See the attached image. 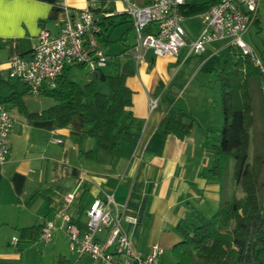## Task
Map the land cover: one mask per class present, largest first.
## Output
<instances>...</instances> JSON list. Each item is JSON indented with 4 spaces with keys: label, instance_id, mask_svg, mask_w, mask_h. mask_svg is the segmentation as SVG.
<instances>
[{
    "label": "crops",
    "instance_id": "1",
    "mask_svg": "<svg viewBox=\"0 0 264 264\" xmlns=\"http://www.w3.org/2000/svg\"><path fill=\"white\" fill-rule=\"evenodd\" d=\"M91 1L102 5L100 0H68L66 11L59 0H5L0 9V67L4 75L12 52L30 56L42 28L57 33L69 13ZM127 1L146 5L151 0ZM110 3L116 15L103 19L101 30L107 29L104 35L109 40H100L105 52L117 60L110 72L115 73L117 65L133 52L136 40L130 41L129 35L136 32L125 12L126 1L108 0L105 6ZM228 46L226 40L214 41L204 52H192L186 59L148 52L136 66V73L127 79L134 91L133 104L126 108L121 122L139 137L118 134L114 154L101 150L94 137L80 139L86 128L82 116L73 117L67 127L61 128L55 119L28 122L21 112L19 116L13 113V105L5 103L16 120L8 159L0 165V264H40L39 255L32 254L33 246H24L29 231L21 229L52 220L56 224L53 244L68 243L65 217H76L85 205L106 192H114L123 225L134 247L142 252H148L155 242L164 250L172 248L181 238L178 225L191 220L193 207L210 216L219 210L223 197L231 200L228 193H223L224 184L209 175L214 159L212 137L223 123L218 80L223 62L219 64L214 57L226 53ZM72 68L82 67H71L70 71ZM85 74L89 78L82 84L91 77L89 72ZM3 81L12 86V91L21 92L13 79ZM98 88L108 90L102 82ZM10 93L6 87L0 88V96ZM151 97L158 98L154 108L150 106ZM170 107L181 120L194 122L188 136L164 134L160 122ZM88 150H93L96 157L81 155ZM70 191H76V199L68 205L65 195ZM85 195L88 200L82 205ZM14 236L17 243L12 241ZM56 249L57 264L76 263L74 253L67 255L58 246ZM89 263L85 258L76 264Z\"/></svg>",
    "mask_w": 264,
    "mask_h": 264
},
{
    "label": "trees",
    "instance_id": "2",
    "mask_svg": "<svg viewBox=\"0 0 264 264\" xmlns=\"http://www.w3.org/2000/svg\"><path fill=\"white\" fill-rule=\"evenodd\" d=\"M100 1L102 5H97L94 11L102 15V24L103 19H112L116 13L112 3L106 7L108 0ZM214 1L190 3L181 10L186 17L197 15L207 10ZM105 13L112 14L106 16ZM105 30H101L100 37L108 42ZM112 63H117L115 57L107 66ZM117 66L115 73H106V67L89 72L91 77L83 84L72 79L70 68H67L59 80V87L48 93L53 104L35 111L26 108L24 92H14L8 82L0 80V88L6 87L11 91L8 96H0V102H12L25 114L28 122L55 119L61 128L67 127L73 117L82 116L86 128L81 132L80 139L94 137L101 150L114 154L119 145L118 134L133 139L139 137L129 131V125L121 123L126 108L133 104L134 91L127 84L128 77L136 73L132 53ZM218 80L223 123L212 137L210 150L214 159L209 175L224 184L229 159L234 157V179L242 187L244 195H234L231 200L223 197L219 210L210 216L193 207L191 220L178 225L181 238L171 249L178 264H264V146L262 151L253 155L252 162L248 161L250 132L255 124L252 88L255 84L261 88V73L248 54L236 45H229ZM99 82L106 85L107 92L98 88ZM128 114L131 117L130 110ZM160 125L164 134L184 138L191 133L194 122L181 120L177 111L170 107ZM81 155L91 159L96 157L93 150L81 151ZM82 215L83 211H80L76 217H71V221L82 226ZM232 222L231 229L223 231L220 228L229 227ZM42 226L40 223L21 229L24 233L29 231V239L24 246L40 239Z\"/></svg>",
    "mask_w": 264,
    "mask_h": 264
},
{
    "label": "built area",
    "instance_id": "3",
    "mask_svg": "<svg viewBox=\"0 0 264 264\" xmlns=\"http://www.w3.org/2000/svg\"><path fill=\"white\" fill-rule=\"evenodd\" d=\"M125 1V12L137 35L132 52L136 66L145 60L148 52L154 56L186 59L192 52H204L211 42L226 40L228 45L240 47L259 67L264 93V61L243 37L256 21L262 0H215L207 10L197 14L203 26L194 38L184 26L187 17L181 7L198 0H151L146 5ZM59 4L69 11L68 0H59ZM96 6L95 1H91L73 14L69 13L57 33L42 28L30 56L12 52L7 60L6 75L0 67V80L18 79L31 93L40 94L58 88L67 68L85 67L89 72L105 68L114 57L105 52L101 43L102 15L96 14ZM157 103V97L150 98L151 108ZM15 120L9 106L0 102V165L8 159ZM55 140L61 141L60 138ZM75 199L76 191L66 193L68 205ZM83 214L82 226L72 222L70 216L65 217L76 263L89 258V264H161L162 244L153 243L148 252L134 247L123 225L114 192L93 199ZM55 227L52 220L43 222L40 238L45 243L52 240ZM12 241L17 243L18 237L14 236Z\"/></svg>",
    "mask_w": 264,
    "mask_h": 264
},
{
    "label": "rangeland",
    "instance_id": "4",
    "mask_svg": "<svg viewBox=\"0 0 264 264\" xmlns=\"http://www.w3.org/2000/svg\"><path fill=\"white\" fill-rule=\"evenodd\" d=\"M258 19L257 21L253 22L250 27L248 28L247 32L244 34V40L252 46L255 51L262 57L264 61V0H262L259 11H258ZM184 26L189 34V36L192 37V35H196L202 28L203 22L197 15H192L187 17ZM129 40H136L137 42V35L131 33L129 35ZM125 43V41H123ZM123 43L119 42V46H123ZM226 53L215 55L214 60L217 61L219 64H222ZM116 67V64H110V66H107L104 70L108 73L113 72ZM85 72H89L87 68H72L70 71V77L76 81L84 82L89 78V75L85 74ZM16 85V90L21 91L20 93L24 92V103L26 108L29 111H35V110H42L43 108H46L53 104V99L49 96V92H42L40 94H33L28 89V91L25 92L26 84L23 81H20L18 79H13ZM252 92L254 95V103H255V124L251 129V142L249 145V156L248 161L252 162L253 155L258 152L262 151L263 144H264V93L261 90V88L258 85H254L252 88ZM11 105H14L12 102L8 103ZM13 113L17 116L20 115V111L16 106H13ZM22 113V112H21ZM23 114V113H22ZM25 115V114H23ZM235 158L231 157L229 159V168H228V174L227 178L224 182V195L225 193H228L230 196L229 198L232 199L234 195L237 196H243L244 192L242 190V187L235 182L234 179V165H235ZM230 183V184H228ZM228 184V187L226 185ZM261 193V188H260ZM88 200V195H85L82 197V205H85ZM87 206L85 205L84 208ZM84 218V214H83ZM233 225V222L229 227H220L223 231H227L231 229ZM54 239V237H53ZM59 241V240H58ZM33 246V247H31ZM57 246L59 250L62 252H65L67 255L71 254L72 251L70 249L69 242L66 243L64 241L58 242L56 244H53L51 241L50 243H45L41 238L27 247H31L32 254L34 255L35 252L37 255H39V263L40 264H57V258H56V251ZM56 250V251H55ZM161 264H178L177 260L174 257V254L172 252V249L170 247H166L164 250V253L161 255Z\"/></svg>",
    "mask_w": 264,
    "mask_h": 264
},
{
    "label": "snow or ice",
    "instance_id": "5",
    "mask_svg": "<svg viewBox=\"0 0 264 264\" xmlns=\"http://www.w3.org/2000/svg\"><path fill=\"white\" fill-rule=\"evenodd\" d=\"M5 0H0V9H2Z\"/></svg>",
    "mask_w": 264,
    "mask_h": 264
}]
</instances>
